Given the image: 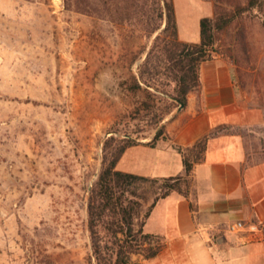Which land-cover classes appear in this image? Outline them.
I'll return each mask as SVG.
<instances>
[{"label":"rangeland","instance_id":"obj_1","mask_svg":"<svg viewBox=\"0 0 264 264\" xmlns=\"http://www.w3.org/2000/svg\"><path fill=\"white\" fill-rule=\"evenodd\" d=\"M116 2L0 0V264H88V199L108 139L147 143L180 109L161 95L174 87L164 59L146 60L165 23L149 33L115 20ZM173 2L179 27L200 41L215 0ZM253 5L217 33L213 54L232 66L238 105L252 115L236 127L256 162L264 160V0ZM133 76L155 95L129 91Z\"/></svg>","mask_w":264,"mask_h":264},{"label":"crops","instance_id":"obj_2","mask_svg":"<svg viewBox=\"0 0 264 264\" xmlns=\"http://www.w3.org/2000/svg\"><path fill=\"white\" fill-rule=\"evenodd\" d=\"M178 33L180 40L195 42L179 25ZM225 123L244 126L252 123V115L238 105L232 66L213 58L201 66V90L191 91L187 106L165 122L170 138L155 146L128 147L117 168L153 178L183 175L175 146L192 145ZM248 155L240 134L221 133L209 140L205 160L194 168L190 197L172 192L153 208L145 231L163 235L166 246L144 264H264V239L246 241L228 231L237 220L264 229V160L247 165Z\"/></svg>","mask_w":264,"mask_h":264},{"label":"trees","instance_id":"obj_3","mask_svg":"<svg viewBox=\"0 0 264 264\" xmlns=\"http://www.w3.org/2000/svg\"><path fill=\"white\" fill-rule=\"evenodd\" d=\"M224 4H230L231 8ZM253 4L254 0H251L249 5L242 7L234 0H215V16L200 20L199 42L180 40L173 0H117L116 8L110 12L115 20L140 24L149 33H155L165 23L146 60L149 62L154 57L164 59L174 87L171 92L161 95L176 107L184 108L188 103V94L201 90V66L214 58L217 33L226 30L241 13L251 10ZM132 80L127 87L129 91H143L149 97L155 95L143 88L136 76ZM153 107L147 104L141 109L152 111ZM166 114L163 112L156 116V123H161ZM221 133L245 136L238 127L225 123L205 132L192 145H176L185 173L162 178L118 169L117 164L126 149L140 144V141L111 136L106 143V147L110 148L109 154L88 199V229L92 247L88 264H143L135 257L140 256L143 260L155 258L166 246V238L145 231L153 208L161 198L172 192L190 197L194 168L205 160L209 140ZM168 138L165 125H160L146 144L155 146L159 140ZM251 159L249 154L247 165L260 162H251ZM190 207L196 210L194 201H190Z\"/></svg>","mask_w":264,"mask_h":264},{"label":"built area","instance_id":"obj_4","mask_svg":"<svg viewBox=\"0 0 264 264\" xmlns=\"http://www.w3.org/2000/svg\"><path fill=\"white\" fill-rule=\"evenodd\" d=\"M228 231L236 235L239 239L246 241H257L264 239V229L257 224L247 223L242 220L232 222L228 226Z\"/></svg>","mask_w":264,"mask_h":264},{"label":"water","instance_id":"obj_5","mask_svg":"<svg viewBox=\"0 0 264 264\" xmlns=\"http://www.w3.org/2000/svg\"><path fill=\"white\" fill-rule=\"evenodd\" d=\"M180 109H182V108H180Z\"/></svg>","mask_w":264,"mask_h":264}]
</instances>
